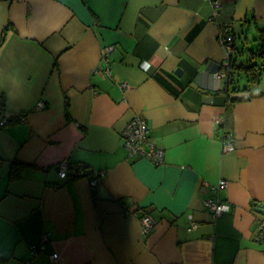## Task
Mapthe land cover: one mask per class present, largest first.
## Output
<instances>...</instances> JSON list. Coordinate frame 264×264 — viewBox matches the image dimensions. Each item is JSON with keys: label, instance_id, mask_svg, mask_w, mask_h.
Wrapping results in <instances>:
<instances>
[{"label": "crops", "instance_id": "1", "mask_svg": "<svg viewBox=\"0 0 264 264\" xmlns=\"http://www.w3.org/2000/svg\"><path fill=\"white\" fill-rule=\"evenodd\" d=\"M258 26L264 0H0V264H264V87L231 105L214 75ZM134 118L163 163L129 157Z\"/></svg>", "mask_w": 264, "mask_h": 264}, {"label": "built area", "instance_id": "2", "mask_svg": "<svg viewBox=\"0 0 264 264\" xmlns=\"http://www.w3.org/2000/svg\"><path fill=\"white\" fill-rule=\"evenodd\" d=\"M230 27H224L222 32H221V37L223 38V41L226 40V42L230 43L232 37L230 36ZM231 37V38H230ZM113 50V46L106 48L103 51V56H104V62L107 61L108 54H110ZM230 52V51H229ZM227 66V65H226ZM107 73L109 70H106ZM109 75V73H108ZM217 78V80H223L225 79V71H222L221 73H216L214 74ZM125 129L121 133V140H123L124 148L128 152L129 157L132 156H137L139 158H145L151 163L155 164H161L163 163V156L164 152L163 150L157 148L150 139L148 138L149 135V127H147L145 121L142 118H134L131 121L128 122ZM228 135V134H227ZM230 138L231 135L226 136L227 138ZM147 145V149L144 148V146ZM223 151H234V147L230 141H226L222 145ZM59 168V177L61 179H65L67 177H76L80 178L83 175L89 174L86 173L84 169H81L80 167L76 166H68L66 162H61L60 164L57 165ZM102 174L99 175L101 177ZM93 177V176H92ZM98 182V177H94L93 180H91L92 186H95ZM227 184L225 181L220 180L216 186H210V194L212 195L211 198H207L203 202V208L207 209L212 217H217L221 214L224 213H229L231 211V205L220 199L218 196L219 190L222 188H226ZM258 224H257V234H256V240L260 242L264 246V213L259 215L258 217ZM140 224L142 225V229L144 234L149 233L155 223H153L152 219L150 216L145 215L144 217L138 218ZM194 224L192 227L189 229L191 230L193 228ZM39 247H32L31 248V253L33 256L37 255V252L39 251ZM51 261L53 264H56V256L51 255Z\"/></svg>", "mask_w": 264, "mask_h": 264}, {"label": "trees", "instance_id": "3", "mask_svg": "<svg viewBox=\"0 0 264 264\" xmlns=\"http://www.w3.org/2000/svg\"><path fill=\"white\" fill-rule=\"evenodd\" d=\"M225 27L229 28V24L225 25ZM231 33V42H234V34L233 31L230 30ZM230 37V38H231ZM255 40L258 39V44L256 46L255 49L250 48L251 51V56L252 57H259L260 60H262L261 65L260 64H254L253 62H251V58L246 59V62L244 64H234L232 65V63L229 65H227L225 67V69L223 71H225V79H224V85H225V94H227V96L230 99V104H236V102H246L248 100H250L252 98L251 94H249L247 97H244L243 94L244 92L246 93H250L251 92V88L254 85L256 87V84H259V80L260 77L262 75V72H264V27H259L257 29V36H255ZM233 40V41H232ZM230 42V43H231ZM230 44L228 42H224V45L226 46V44ZM230 66V68H229ZM246 66V67H245ZM244 70L245 74H247L246 77V81H244V87L239 86L238 82H239V77L240 74L238 73L239 70ZM238 70V71H237ZM231 87V89H230ZM222 90V91H223ZM261 96H264V92L260 93ZM149 133H150V129H149ZM228 132L225 131L224 133V137L226 138ZM150 135V134H149ZM148 135V138H149ZM140 211V210H139ZM142 212V214L138 217H144L145 215H148L145 211H140ZM149 216V215H148Z\"/></svg>", "mask_w": 264, "mask_h": 264}, {"label": "rangeland", "instance_id": "4", "mask_svg": "<svg viewBox=\"0 0 264 264\" xmlns=\"http://www.w3.org/2000/svg\"><path fill=\"white\" fill-rule=\"evenodd\" d=\"M248 33H247V35H248V37L250 38V40H249V44H245L244 45V48H242V47H240V49H246V52L242 55L243 57H241L240 59H238V61H243V62H246V59H249V58H251V62H253L254 64H260L261 65V63H262V61L260 60V58L259 57H257V56H255V57H252L251 56V51H250V48H253V49H255L256 48V46H257V44H258V39L257 40H255V35H256V32L255 31H252L251 29H248ZM257 36V35H256ZM244 51V50H243ZM250 60V59H249ZM240 78V77H239ZM238 84H239V86H241V87H244V82H243V79H240L239 80V82H238ZM264 87V72H262V75H261V77H260V80H259V84H256V87H252V92H254V91H256V90H258V89H260V87ZM264 89V88H263ZM262 90V89H261Z\"/></svg>", "mask_w": 264, "mask_h": 264}, {"label": "water", "instance_id": "5", "mask_svg": "<svg viewBox=\"0 0 264 264\" xmlns=\"http://www.w3.org/2000/svg\"><path fill=\"white\" fill-rule=\"evenodd\" d=\"M178 73H180V70H176V71H175V74H178ZM254 206H256V210H257L259 213H261V214L264 213V206L259 205V204H254Z\"/></svg>", "mask_w": 264, "mask_h": 264}]
</instances>
